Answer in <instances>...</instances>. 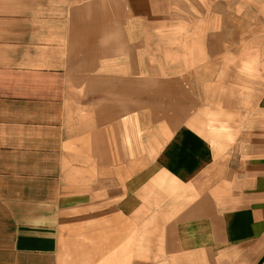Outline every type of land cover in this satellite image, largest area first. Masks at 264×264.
<instances>
[{"label":"crops","instance_id":"crops-1","mask_svg":"<svg viewBox=\"0 0 264 264\" xmlns=\"http://www.w3.org/2000/svg\"><path fill=\"white\" fill-rule=\"evenodd\" d=\"M106 2L0 0V264H264V87L146 111Z\"/></svg>","mask_w":264,"mask_h":264},{"label":"rangeland","instance_id":"rangeland-1","mask_svg":"<svg viewBox=\"0 0 264 264\" xmlns=\"http://www.w3.org/2000/svg\"><path fill=\"white\" fill-rule=\"evenodd\" d=\"M124 1L107 0L98 6L117 22L125 12ZM135 1L144 16L130 10L123 29L129 39L117 40L121 32L115 25V43L100 47L98 53H119L115 61L122 56L128 61L124 65H129L125 74L131 81V99L143 92L133 81L138 80V64L144 65L145 79L139 81L146 82V111L178 112L177 106L182 112L186 92L200 96L197 91L211 76L237 87H264V0ZM100 25L96 22L90 29L96 35L105 33Z\"/></svg>","mask_w":264,"mask_h":264}]
</instances>
